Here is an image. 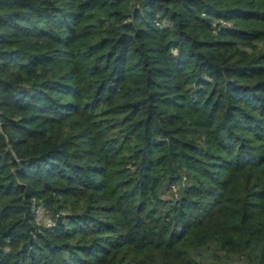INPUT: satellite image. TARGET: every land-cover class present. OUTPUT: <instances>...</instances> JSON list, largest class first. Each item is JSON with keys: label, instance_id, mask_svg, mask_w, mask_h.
<instances>
[{"label": "trees", "instance_id": "obj_1", "mask_svg": "<svg viewBox=\"0 0 264 264\" xmlns=\"http://www.w3.org/2000/svg\"><path fill=\"white\" fill-rule=\"evenodd\" d=\"M233 263L264 264V0H0V264Z\"/></svg>", "mask_w": 264, "mask_h": 264}, {"label": "rangeland", "instance_id": "obj_2", "mask_svg": "<svg viewBox=\"0 0 264 264\" xmlns=\"http://www.w3.org/2000/svg\"><path fill=\"white\" fill-rule=\"evenodd\" d=\"M176 189L177 188L175 187V185L171 186V188H169V191L166 193L165 198L171 197V193L177 192ZM34 211L36 213L35 222L37 223V225L45 226V227L47 226V223H45V220H47L48 218H54L56 216V214H58V217H57V219H58L61 216L63 217L65 215H68V213H69L67 209L60 210L57 212H49V208L44 207L41 203H38V202H36V206H35ZM47 227H51V226H47ZM202 258L206 261H210L211 259H213V248L203 249L202 250Z\"/></svg>", "mask_w": 264, "mask_h": 264}, {"label": "built area", "instance_id": "obj_3", "mask_svg": "<svg viewBox=\"0 0 264 264\" xmlns=\"http://www.w3.org/2000/svg\"><path fill=\"white\" fill-rule=\"evenodd\" d=\"M35 206H36V202H34V210H35ZM58 214H56V216L54 218H48L47 220H45V223H47V226H51L55 223V221L57 220ZM45 225V224H44ZM46 226V227H47Z\"/></svg>", "mask_w": 264, "mask_h": 264}]
</instances>
